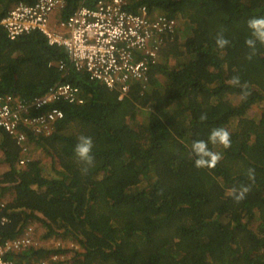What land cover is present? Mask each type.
I'll list each match as a JSON object with an SVG mask.
<instances>
[{
	"label": "trees",
	"instance_id": "1",
	"mask_svg": "<svg viewBox=\"0 0 264 264\" xmlns=\"http://www.w3.org/2000/svg\"><path fill=\"white\" fill-rule=\"evenodd\" d=\"M36 1L0 0V19L16 3ZM97 1L65 0L62 17ZM141 5L178 26L155 56L138 53L147 61L146 79L122 97L74 69L66 48L41 31L12 39L0 24V101L13 95L30 102L59 81L77 85L84 99L52 103L65 116L49 135L27 131L29 151L37 146L50 155L55 175L44 172L40 158L28 156L21 166L22 146L0 127L8 167L0 178L1 236L15 238L35 222L45 237L75 244L33 245L6 258L31 264L42 252L64 254V264H264V46L248 60L245 45L247 21L264 15V0H136L130 8ZM220 32L230 41L225 49L215 42ZM236 75L246 97L228 83ZM219 127L230 131L231 147L209 144L223 159L214 169H197L192 142L207 141ZM81 134L94 141L87 174L74 153ZM242 184H252L251 191L236 203L231 189ZM7 190L13 196L2 201Z\"/></svg>",
	"mask_w": 264,
	"mask_h": 264
},
{
	"label": "built area",
	"instance_id": "2",
	"mask_svg": "<svg viewBox=\"0 0 264 264\" xmlns=\"http://www.w3.org/2000/svg\"><path fill=\"white\" fill-rule=\"evenodd\" d=\"M135 0H98L95 6L82 5L67 18L62 17L65 0H37L29 4L16 3L0 19L9 37L33 30L41 31L52 45L68 52L69 62L78 71H87L110 89H118L124 96L134 81L146 79L147 61L138 53L155 56L158 46L169 33L175 34L177 20L164 14L150 15L146 5L137 11L130 8ZM173 38V37H172ZM60 66L63 68L65 62ZM58 100L84 102L80 88L70 82L59 81L32 100L23 101L6 95L0 101V127L13 135L23 148L20 165H25L30 149L27 131L49 135L55 123L65 113ZM45 107H50L44 109ZM32 109L43 110L31 113ZM6 219L0 218V225ZM32 226L15 238L4 239L0 234V264H19L6 256L26 247L36 246ZM59 255L41 254L31 264H58Z\"/></svg>",
	"mask_w": 264,
	"mask_h": 264
},
{
	"label": "clouds",
	"instance_id": "3",
	"mask_svg": "<svg viewBox=\"0 0 264 264\" xmlns=\"http://www.w3.org/2000/svg\"><path fill=\"white\" fill-rule=\"evenodd\" d=\"M247 27L250 31V35L245 40V45L249 50L246 58L252 60L258 53V45L264 46V15L250 18L247 21ZM215 42L219 49H225L230 45L229 39L225 37L223 32L217 34ZM228 83L234 86H240L242 96L246 97L248 95L246 85H241L240 77L238 75L233 76ZM207 119L208 117L206 113L201 114V121H206ZM209 144L220 145L224 149L230 148L232 145L230 131L223 127L214 128L210 131L207 141L199 139L192 142L191 153L194 156V166L197 169H214L223 159V154L210 149ZM93 149L94 141L92 137L81 134L75 145L74 153L77 160L85 165V167L82 168L83 174H87L89 167L94 164ZM247 177L249 181L254 183L256 170L254 168H249L247 170ZM251 187L252 184H242L237 188H232L231 195L234 201L239 203L246 199L247 194L251 191Z\"/></svg>",
	"mask_w": 264,
	"mask_h": 264
},
{
	"label": "rangeland",
	"instance_id": "4",
	"mask_svg": "<svg viewBox=\"0 0 264 264\" xmlns=\"http://www.w3.org/2000/svg\"><path fill=\"white\" fill-rule=\"evenodd\" d=\"M157 14H161V13H157ZM179 35L181 36L182 39H184L187 35V29L181 30L179 32ZM254 109H255L254 114L260 112V108H258L257 106L252 109V112ZM143 115L144 114H142L141 116H143ZM27 154L31 159L40 158L42 161V165L44 167V172L50 176L55 175L54 169L52 168V166H50L51 165V156L50 155L45 153L43 150H41L37 146H34V148H32V151L28 152ZM1 158H3V152L0 149V178H1V174L4 171H6L8 168L7 165L1 161ZM144 184H146V181H144ZM2 186H3V183L0 181V191L2 189ZM13 193L14 192L12 190H9V191L7 190L4 193V195L2 196V201H8L9 199H11L13 196ZM32 227H37V229H38V231H37L35 228V230H36L35 242H37L36 247L52 248L54 246L59 245L60 242H62L64 244H68L70 246L75 245L73 243V241L70 240L69 238H65L63 240L60 236L45 237L43 234L46 232V230L39 223L34 222ZM40 254H43V253L41 252ZM63 257H64V254H61L60 258H59L60 262L58 261V264H64V263H61V260H62L61 258H63Z\"/></svg>",
	"mask_w": 264,
	"mask_h": 264
}]
</instances>
